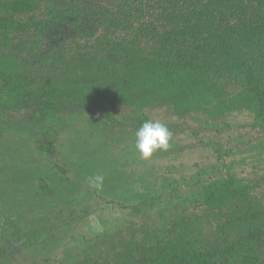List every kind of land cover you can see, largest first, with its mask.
Segmentation results:
<instances>
[{"label":"rangeland","instance_id":"obj_1","mask_svg":"<svg viewBox=\"0 0 264 264\" xmlns=\"http://www.w3.org/2000/svg\"><path fill=\"white\" fill-rule=\"evenodd\" d=\"M47 4L59 3L41 1L43 9ZM57 34L44 41L55 44ZM141 46L137 47L141 54H150ZM0 53L22 57L11 47H1ZM15 74L28 76L39 90L48 88L45 66H18ZM143 91L132 90L124 104L113 107L87 99L63 100L51 120L37 111L32 99L21 108L5 110L2 127L8 125L9 131L0 138V177L8 175L7 185L18 181L16 190L23 192L15 193L9 185L11 193L0 199V261L121 264L114 256L116 243L147 233L152 241L170 245L180 230L177 219L185 217L191 220L193 238L199 240L195 249L256 239L263 251L258 263L264 264L263 222L259 227L247 224L234 210L233 223L224 225L219 238L215 226L220 220L197 201L181 202L175 217L172 207L166 209L168 201L176 203L178 195L185 197L202 183L233 177L248 187L247 197L238 202L240 211L249 219H264V121L246 109L180 110L176 97L164 101L149 88ZM149 120L167 125L173 135L169 150L143 159L135 148V133ZM77 162L87 169L82 172ZM97 176L103 177L100 187ZM120 250L121 246L116 251ZM134 252L132 258L139 259Z\"/></svg>","mask_w":264,"mask_h":264},{"label":"trees","instance_id":"obj_2","mask_svg":"<svg viewBox=\"0 0 264 264\" xmlns=\"http://www.w3.org/2000/svg\"><path fill=\"white\" fill-rule=\"evenodd\" d=\"M41 1L0 0V48L22 53L21 58L0 53V138L9 131L8 125L2 127L5 110L21 108L27 99L51 120L63 100L87 99L113 107L124 104L132 90L144 93V88L164 101L176 97L180 110L246 109L264 121V0H57L58 5L44 9ZM55 32V44L44 41ZM141 45L150 54H141ZM18 66L48 68V88L39 90L28 76L17 77ZM77 163L82 172L87 169ZM5 176L0 177L1 200L11 187L23 192L16 190L18 181L7 185ZM247 188L233 177L215 178L185 197L178 195L176 203L168 201L166 209L172 207L175 217L181 202L197 201L220 220L215 226L220 238L224 225L233 223L234 210L247 224L264 223L261 216L247 218L238 207ZM188 220L177 219L180 230L170 245L162 246L144 233L140 239L116 243L114 256L121 264H214L213 259L259 264L263 251L256 239L195 249L199 240L193 238ZM134 251L139 259L132 258Z\"/></svg>","mask_w":264,"mask_h":264},{"label":"clouds","instance_id":"obj_3","mask_svg":"<svg viewBox=\"0 0 264 264\" xmlns=\"http://www.w3.org/2000/svg\"><path fill=\"white\" fill-rule=\"evenodd\" d=\"M172 132L167 125L159 121H145L135 133V148L143 159H148L158 151H167L171 147ZM100 187L102 176L95 177Z\"/></svg>","mask_w":264,"mask_h":264}]
</instances>
